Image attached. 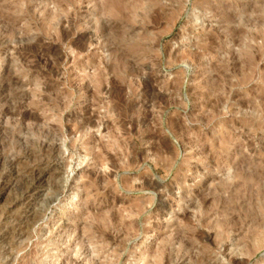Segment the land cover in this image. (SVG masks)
I'll use <instances>...</instances> for the list:
<instances>
[{"label":"rangeland","instance_id":"obj_1","mask_svg":"<svg viewBox=\"0 0 264 264\" xmlns=\"http://www.w3.org/2000/svg\"><path fill=\"white\" fill-rule=\"evenodd\" d=\"M0 264H264V0H0Z\"/></svg>","mask_w":264,"mask_h":264}]
</instances>
